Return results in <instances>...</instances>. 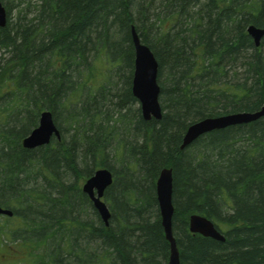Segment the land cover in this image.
<instances>
[{
  "label": "trees",
  "instance_id": "trees-1",
  "mask_svg": "<svg viewBox=\"0 0 264 264\" xmlns=\"http://www.w3.org/2000/svg\"><path fill=\"white\" fill-rule=\"evenodd\" d=\"M0 1L1 244L43 247L34 264H166L155 183L171 168L180 264H264V117L179 149L196 121L260 110L264 37L246 28L264 0ZM132 25L158 63L160 120L134 109ZM44 110L60 141L24 149ZM99 168L108 226L81 191ZM192 214L224 241L189 233Z\"/></svg>",
  "mask_w": 264,
  "mask_h": 264
},
{
  "label": "water",
  "instance_id": "water-1",
  "mask_svg": "<svg viewBox=\"0 0 264 264\" xmlns=\"http://www.w3.org/2000/svg\"><path fill=\"white\" fill-rule=\"evenodd\" d=\"M6 23V11L0 2V27ZM248 36L255 47L260 45L264 37V26L257 28L250 25L246 28ZM132 45L134 52V67L131 81L132 96L139 103L140 114L143 120H160L162 117L159 103L160 87L158 85V63L150 51L144 45L137 33L132 30ZM264 117V102L256 113H234L224 116L204 118L188 126L182 139L181 148L189 146L197 138L215 130H221L230 126L247 124ZM52 138L60 139V133L53 121L52 114L45 110L41 112L38 125L23 140L24 149H35L48 145ZM112 183V174L106 168L98 169L82 185V192L89 198L93 208L99 215L105 226L111 213L107 204L102 201L105 189ZM155 194L158 202L161 226L165 239L169 244V257L167 264H180L179 251L172 232V217L174 207L172 204V170L164 168L160 171L155 184ZM0 214L12 216L8 209L0 207ZM189 232L199 234L202 237L223 242L224 236L214 227L211 221L200 215H191L188 220Z\"/></svg>",
  "mask_w": 264,
  "mask_h": 264
},
{
  "label": "rangeland",
  "instance_id": "rangeland-1",
  "mask_svg": "<svg viewBox=\"0 0 264 264\" xmlns=\"http://www.w3.org/2000/svg\"><path fill=\"white\" fill-rule=\"evenodd\" d=\"M136 108H138V103L134 106V109ZM111 164H114L113 161ZM0 222L4 223V220L2 221L0 218ZM5 239L6 245L0 244V264H34V255L35 261L37 257L45 259L43 247H39L37 251L33 246L34 249L31 252L27 247L13 246L14 243H10L7 238Z\"/></svg>",
  "mask_w": 264,
  "mask_h": 264
},
{
  "label": "bare ground",
  "instance_id": "bare-ground-1",
  "mask_svg": "<svg viewBox=\"0 0 264 264\" xmlns=\"http://www.w3.org/2000/svg\"><path fill=\"white\" fill-rule=\"evenodd\" d=\"M0 28H1V27H0ZM132 30L135 31V27H134V25L131 26L130 33H131ZM135 32H136V31H135ZM131 39H132V37H131ZM259 47H260V45H259L258 47H256V48H259ZM133 67H134V65H133ZM132 74H133V73H132ZM263 102H264V101H263ZM256 112H258V111H255V112H244V113H256ZM233 114H234V113H233ZM224 115H227V114H222L221 116H224ZM259 119H260V118H259ZM257 120H258V119H257ZM253 122H254V121H253ZM250 123H251V122H250ZM247 124H248V123H247ZM235 126H236V125H235ZM230 127H232V126H230ZM221 130H222V129H221ZM185 132H186V130H185ZM185 132H184V134H185ZM184 134H183V136H182V139H183V137H184ZM202 136H203V135H202ZM202 136H201V137H202ZM197 139H198V138H197ZM197 139H196V140H197ZM191 144H192V143H191ZM191 144H190V145H191ZM181 146H182V141H181L180 148H179L180 150L183 149V148H181ZM187 147H189V146H187ZM187 147H186V148H187ZM184 148H185V147H184ZM115 167H116V166H115ZM162 169H163V168H162ZM170 169H171V168H170ZM171 170H172V169H171ZM95 171H96V170H95ZM95 171H94V172H95ZM93 174H94V173H93ZM111 174H112V173H111ZM157 179H158V178H157ZM156 181H157V180H156ZM113 182H114V178H113V174H112V183L110 184V186L113 184ZM155 184H156V183H155ZM110 186H108V187H110ZM108 187H107V188H108ZM107 188H106V189H107ZM106 189H105V190H106ZM172 195H173V172H172ZM156 202H157V199H156ZM157 205H158V202H157ZM158 210H159V208H158ZM173 214H174V213H173ZM192 215H193V214H192ZM190 216H191V215H190ZM190 216H189V217H190ZM200 216H201V215H200ZM189 217H188V220H189ZM188 220H187V223H188ZM160 222H161V220H160ZM188 230H189V227H188ZM189 233H190V232H189ZM191 234H192V233H191ZM193 235H195V234H193ZM198 235H199V234H198ZM200 236H201V235H200ZM174 239H175V237H174ZM175 242H176V239H175ZM176 247H177V243H176Z\"/></svg>",
  "mask_w": 264,
  "mask_h": 264
}]
</instances>
